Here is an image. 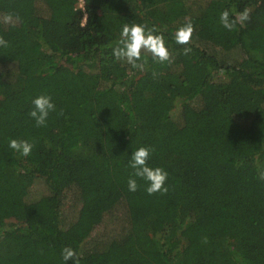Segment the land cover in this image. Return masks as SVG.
Here are the masks:
<instances>
[{"label":"trees","instance_id":"obj_1","mask_svg":"<svg viewBox=\"0 0 264 264\" xmlns=\"http://www.w3.org/2000/svg\"><path fill=\"white\" fill-rule=\"evenodd\" d=\"M80 1L0 0V264H74L65 246L78 264H264V0ZM125 23L155 26L172 62L116 60ZM40 95L56 107L37 127ZM141 146L166 193L129 191Z\"/></svg>","mask_w":264,"mask_h":264},{"label":"clouds","instance_id":"obj_2","mask_svg":"<svg viewBox=\"0 0 264 264\" xmlns=\"http://www.w3.org/2000/svg\"><path fill=\"white\" fill-rule=\"evenodd\" d=\"M250 19V11L246 8L239 13L235 19H230L228 10H224L220 14V22L222 26L231 31L237 22L243 24L244 21ZM0 22L4 24H13V17L7 14L0 18ZM195 28L191 22H187L178 27L174 33V39L177 44L188 45L191 43ZM0 46L7 47L8 42L0 36ZM191 48L185 47L183 54L187 55ZM142 53H148L151 58L157 63L172 62L171 53L166 46L163 34H158V29L148 27L145 24L125 23L120 32V37L113 48V56L118 61H125L134 69L144 70L147 60L143 58ZM155 75V73H154ZM33 108L29 112V116L35 121L37 127L46 125L49 113L55 111V104L52 102L51 96L40 95L32 100ZM9 148L14 152L20 153L27 157L31 154L33 144L23 139H10ZM151 155V149L141 146L137 148L131 155L129 166L133 169V173L128 179V189L131 192L137 191V180L133 177H138L147 182L146 192L149 195L157 192L166 193L167 188L165 182L168 173L161 167H151L148 164ZM259 178L264 180V170L259 172ZM62 259L67 262L74 261L78 264L77 253L69 246L62 249Z\"/></svg>","mask_w":264,"mask_h":264},{"label":"rangeland","instance_id":"obj_3","mask_svg":"<svg viewBox=\"0 0 264 264\" xmlns=\"http://www.w3.org/2000/svg\"><path fill=\"white\" fill-rule=\"evenodd\" d=\"M81 4H82V3H81V1L79 0V2H78V6L80 7ZM172 112H173V110H172ZM171 116H172V117H175V116H176V112L172 113ZM71 134H73V133L71 132ZM68 140H70L71 142L74 141V137H73V135H71L70 138H68ZM118 211H119V206L117 205V206L114 207V209H113L110 213H107V214L102 218V221H101V223L99 224L100 229H103V230H104L102 224L104 225V224H106V223H118ZM103 230H100L99 232H105V231H103Z\"/></svg>","mask_w":264,"mask_h":264}]
</instances>
